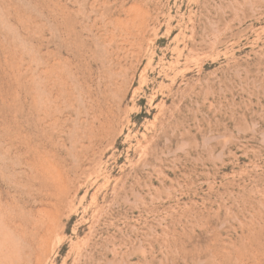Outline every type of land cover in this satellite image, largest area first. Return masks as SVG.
<instances>
[{"label": "rangeland", "instance_id": "obj_1", "mask_svg": "<svg viewBox=\"0 0 264 264\" xmlns=\"http://www.w3.org/2000/svg\"><path fill=\"white\" fill-rule=\"evenodd\" d=\"M0 264H264V0H0Z\"/></svg>", "mask_w": 264, "mask_h": 264}]
</instances>
